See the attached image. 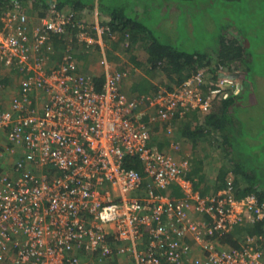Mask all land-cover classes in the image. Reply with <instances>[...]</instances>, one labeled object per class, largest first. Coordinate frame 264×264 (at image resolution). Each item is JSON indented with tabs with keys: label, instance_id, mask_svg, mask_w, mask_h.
Wrapping results in <instances>:
<instances>
[{
	"label": "built area",
	"instance_id": "1",
	"mask_svg": "<svg viewBox=\"0 0 264 264\" xmlns=\"http://www.w3.org/2000/svg\"><path fill=\"white\" fill-rule=\"evenodd\" d=\"M104 37L115 39L106 25L54 6L36 25L19 0L0 13V132L8 143L0 159L11 160L0 174V264H264L260 237L220 245L243 221L263 220L264 204L235 198L231 174L227 187L202 196L184 178L188 160L152 143L154 129L170 135L176 117L206 114L241 92L239 79L222 66L216 76L197 69L172 91L132 97L122 90L125 71L103 56L97 89L76 54ZM55 38L63 41L56 65ZM19 66L26 74L4 102L3 80ZM175 186L182 198L169 195Z\"/></svg>",
	"mask_w": 264,
	"mask_h": 264
},
{
	"label": "trees",
	"instance_id": "2",
	"mask_svg": "<svg viewBox=\"0 0 264 264\" xmlns=\"http://www.w3.org/2000/svg\"><path fill=\"white\" fill-rule=\"evenodd\" d=\"M9 1L10 0H0V13L6 9V5ZM19 1L25 3L28 0ZM39 1L43 4L42 7H44L45 13L49 9V5L53 3L48 2V0H37V2ZM205 1L206 8L200 11H205L207 24L209 23L211 28L215 26L219 27L216 32L217 35L214 34L215 31L212 35L214 53L211 55L208 52L196 50L187 51L183 47L186 41H190V39L195 40L196 31L198 30L195 24L197 13L201 14L196 8V11L193 10L194 12H192L190 8H192L193 4H198L197 2L205 3ZM90 2V0H57V2H55V9L60 10L69 7V11L74 13L75 18L78 12L89 7ZM100 2L103 7L101 8L102 12L109 16L107 27L110 33L115 36V40L117 39L112 43L113 49L122 46L125 53L131 54V61L137 66H140V64L136 62L135 55H132V53L141 51L145 61V75L152 76L153 72L156 73V71H160L164 75L165 81H163L162 84L164 85L165 91L176 89L183 80L197 69L207 70L210 74L214 75L219 66L224 67L226 65L230 66L232 63H238L239 65H244L246 71H250L251 74L252 72L260 74L258 71H253V61L250 60L253 59L252 56L251 58L243 56V50H248L249 46L247 38H245L246 40L244 42L239 41V44L237 40L227 37V28L232 27L238 31L242 28H239V26L236 29V26H229L228 22L225 21V23L220 22V25H223L220 26L218 25V18L214 15L219 8H227L228 6L235 8V4H240L241 0H163V3H156L155 0H128L129 5L126 11L124 9L115 8L110 4L106 5L102 0H99V3ZM246 8L247 6L245 5V10ZM126 12L129 14H126ZM152 16L155 19L153 25L144 24L143 18ZM180 18H183V21L181 22L182 24L178 26V20ZM161 21L165 22L171 28L162 29V27L159 26V22ZM198 24L199 29L203 27L200 23ZM66 29V42L70 39L73 41L75 33L74 28L69 26ZM165 31H169L170 33H165ZM253 36L254 32H249L247 37L254 38ZM104 39L108 41L107 37H104ZM57 41L59 45H62V40L55 38V42ZM182 47L184 49H182ZM57 63L58 62L55 61V65ZM241 72V70L237 69L230 70V72L228 71V73L234 75L236 79H241ZM93 79L97 89H99L102 85V76H93ZM130 86L131 91L136 94L135 96L147 95L150 93L155 94L160 91L157 85H152L150 79L146 77L139 83H130ZM244 91L243 89L237 94L231 93L225 99L214 102L209 114L201 118L200 122L197 121V116L199 115H197L195 110H190L176 117L179 122H182L181 126H183L182 128L184 130L181 134L183 137L187 136L188 140L206 142V138L209 134L210 137L218 134V138L221 139V143L218 144V147L224 155V166L226 167L218 171L215 179L205 182L208 184V188L204 185L205 177L201 173V164H197L195 161L190 162V159L184 157L188 160L189 166L190 164L195 166L192 167V170H190L188 166L187 170L184 172V178L192 183L195 182L196 189H199L200 194L204 196L207 193H216L227 187V178L231 174V187L235 198L241 199L242 197L253 195L258 204H264V184L260 181L263 180L264 176V154H261L259 151L258 153L256 152L257 154L255 155V152H253L255 157L251 164L246 158L240 159L239 156L240 145L237 138L242 128L238 129L237 121L240 124L241 121L236 114L238 106L235 105H237L238 101L241 99L240 96ZM191 118L197 121L194 129H190L192 124L190 123ZM166 136L168 135L161 136L158 135V132L154 133L152 137L155 141L154 147L158 151H168L171 149L172 144H176L179 148L175 152H179L180 144L175 142L169 145V142L164 139ZM260 148L261 147H259V150ZM3 151V148H0V152ZM247 156L251 157L252 154ZM129 166L132 165L129 164ZM133 167L139 171L141 170L139 165L135 164ZM254 167L258 168L260 172L258 175H260V178L251 175L252 172L250 169ZM236 177H240V179ZM243 235L260 237L262 238L260 241L263 242L264 219L257 221L253 225L241 223L221 237L220 242L226 244L231 249L237 248L242 243L241 240Z\"/></svg>",
	"mask_w": 264,
	"mask_h": 264
},
{
	"label": "rangeland",
	"instance_id": "3",
	"mask_svg": "<svg viewBox=\"0 0 264 264\" xmlns=\"http://www.w3.org/2000/svg\"><path fill=\"white\" fill-rule=\"evenodd\" d=\"M103 3L110 4L115 8L118 9H124L125 11L128 9V0H102ZM156 3H163V0H155ZM198 4H193L192 12L197 9L198 12H201V14L197 13V20H196V27L198 30L196 31V38L195 40L190 39V41H186L183 44V47L187 51H200V52H208L210 55L214 53V47H213V41H212V35L213 32L215 35H217V28L218 26H215L211 28V25L207 24V17L204 10L206 8V1L205 3L197 2ZM238 3V2H237ZM236 7L233 8L232 6H228L227 8H219L214 15L218 18V25H220V22L223 23L228 22L229 26H236V29H240V32L243 33L239 35L240 42H244L247 38L248 40V50H243V56L250 57L252 56L253 59H250L253 61V71H258L260 74H257L261 76V79L255 78L252 76L250 71H246L243 69L242 65H239L238 63H232L230 66L226 65L223 67L222 71L224 73L230 72V70H241L240 78L243 81L238 80L239 84L243 85V89L245 90L241 96L240 100L238 101L237 105L238 108L236 109V114L238 118L241 121V124L237 121L238 129L242 128V131L238 135L239 140V156L240 159H245L247 155H251L249 152H255V155L260 151L261 154H264V0H241L240 4H235ZM245 5L247 6L245 10ZM191 7V6H190ZM224 8V9H223ZM240 9V10H239ZM196 11V10H195ZM126 14H129L126 12ZM131 16V15H130ZM237 16V17H236ZM178 20V19H177ZM183 21V18L178 20V26H180ZM143 22L146 25H153L155 22V19L152 17L143 18ZM224 22V23H225ZM240 22V23H239ZM177 23V21H176ZM203 27H200L199 24ZM159 26L162 27V29L171 28L169 27L165 22L161 21L159 22ZM205 26V27H204ZM220 26H223L222 24ZM216 28V30H215ZM249 32H254V38L247 37L249 35ZM165 33H170L169 31H165ZM228 36L230 37H238L236 31H232ZM227 36V37H228ZM114 39V38H113ZM103 40V39H102ZM106 41L107 43V50L106 52L110 53L108 55V62L112 65L114 69H123L125 71L126 76L122 82V90L125 93H128V90L123 89V84L125 83V87H130V82H139L137 77L141 76L142 73L145 72V61L144 56L141 53V51H137L135 53H132V55H135L136 62L140 64V66H137L134 62L131 61V54L125 53L122 46L118 47L116 49H113L112 43L114 41ZM251 41V42H250ZM182 47V49H184ZM111 49V50H108ZM213 50V51H212ZM52 58L54 61L59 62L60 57L55 56L52 54ZM97 59L93 58L90 60V64L95 67L96 74H101L102 69L100 68L99 61L100 59L96 57ZM47 64H50V61H48ZM24 70V66H19L17 68H13L11 71L6 74L5 78L8 81H4L3 84L6 85L7 88H10V91H6L5 89L1 92L2 100L4 102H8V99L10 96L14 93L16 89L13 90V82L10 79V76H13L14 73L20 74ZM95 73V72H93ZM145 77L150 79V82L152 85H157V88L160 90H164V85L162 84L164 79V75L160 71L153 72L152 76ZM233 77V76H232ZM245 80V81H244ZM247 82V83H245ZM248 87V88H247ZM247 88V89H246ZM198 115V114H197ZM199 116H203V114H199ZM162 131V129H160ZM159 135V134H158ZM175 132L171 134L170 137H174ZM217 137H213L212 143H215L214 145L218 147V144L220 143L219 140H216ZM203 147H207V142L202 143ZM259 147L260 150H259ZM155 150V149H154ZM171 151H174L172 148ZM169 151V150H168ZM257 152V153H256ZM262 156V155H261ZM184 158V155H181V158ZM181 158H178L181 160ZM182 158V159H183ZM187 158H189L187 156ZM186 159V158H185ZM208 159V158H207ZM237 159V158H236ZM210 161V160H208ZM8 168V167H7ZM10 168V167H9ZM6 169V171L9 170ZM252 174L255 175L256 178H260V175H258L260 172L257 167L250 169ZM262 184H264V176L263 180H260ZM247 235H243L242 240ZM241 240V241H242ZM240 243V242H239Z\"/></svg>",
	"mask_w": 264,
	"mask_h": 264
},
{
	"label": "crops",
	"instance_id": "4",
	"mask_svg": "<svg viewBox=\"0 0 264 264\" xmlns=\"http://www.w3.org/2000/svg\"><path fill=\"white\" fill-rule=\"evenodd\" d=\"M89 1V0H88ZM90 5L89 7H87V9H84L80 12L77 13V17L81 20H83L86 24L92 26L94 24H105L107 22H109V16L106 13H103L101 8L102 4L101 2L99 3V0H90ZM48 2H53L51 3L49 6H54L55 7V2H57V0H48ZM25 6V11L26 14L29 17L30 22L33 25H36L37 23H42L43 17L45 16V11H44V7H42V3L39 1L37 2V0H28L27 2L23 3ZM70 8L69 7H65L63 9H60L62 11H68ZM89 9V10H88ZM94 10H96L97 14L96 16L93 15ZM101 11V12H100ZM72 12V11H71ZM232 31H236L237 32V36L238 37H230L228 36V38H233L234 40H237L238 42L240 41L239 39V35L241 34L240 31L235 30L234 28L230 27L227 28V34L229 35ZM117 40V39H116ZM114 40V42L116 41ZM110 42V41H109ZM240 44V42H239ZM60 46L57 42H54V48H55V56L58 55L59 53V49ZM107 43L105 41V39H103L102 41L100 40V42H97L94 44L93 48L91 50H81L78 53L77 56V62L79 64L80 69L82 70V72L87 73V74H94V75H100V74H96V69L94 66H92L90 64V60L98 57L100 60L101 58L104 56L106 58H108V55H110V53L106 52L107 48ZM106 48V50H105ZM111 50V49H108ZM245 59V58H244ZM99 65H100V61H99ZM243 66V69L246 70L245 66ZM101 68V67H100ZM95 72V73H93ZM26 72L22 71L20 74H16V72L14 73L13 76L10 77L11 81L13 82V84H15V86H13V90L16 89L19 85V82L21 81V79L25 76ZM252 76H254L255 78L261 79L262 77L255 74L254 72H252ZM145 78V72L141 74V76L137 77L138 81H142ZM4 81H8L10 82V80H7V78H5L3 80ZM245 81V80H244ZM136 82V83H139ZM132 84H136L135 82H130ZM247 83V82H245ZM5 85V84H4ZM10 86L9 88L6 87L5 85V90L6 91H10ZM248 88V87H247ZM246 88V89H247ZM123 89L124 90H128V92L130 93L131 96H135L136 94H134L131 91V86L130 87H125V83L123 84ZM211 111V110H210ZM201 118H204L202 116H197V121L200 122ZM193 121V122H192ZM194 121V119L191 118L190 123V129H194V126L196 125V122ZM182 122H179V120L176 121H172V127H173V132H175L174 137H170V135L164 137V139L169 142L168 144L170 145L171 143H179L180 144V151L179 152H175L172 151L174 157L177 159V157L181 158V155H184L185 157H189L187 159H190V162H197L201 164L202 166V174L205 177V181H204V185H206L208 187V184L205 183L206 181H212L213 179H215V177H217L218 171L225 167L224 164V158H223V154L221 153V150L219 147L215 146V143H212V139L213 137H217L216 140H219L221 143V139L218 138V134L214 135V136H207L206 138V142H202V143H206L207 147H203V144H200L199 140H197L196 142L188 140L187 136L183 137V135L181 134V132L184 130L181 126ZM165 134H161V136H163ZM176 140V141H175ZM152 142H155L154 140ZM194 142V143H193ZM7 140L6 137L4 136V134L2 132H0V148H4L5 146H7ZM155 145V143H154ZM153 145V146H154ZM252 156H247L246 159L248 160V162L251 164L253 158L255 157L253 155V152H251ZM208 158V159H207ZM222 158V159H221ZM179 161V159H177ZM210 160V161H208ZM10 163L11 160H8L6 158L4 159H0V174L4 173L6 171V169H8L10 167ZM228 165V164H226ZM189 166V165H188ZM8 167V168H7ZM190 170H192V167H195L194 165L190 164ZM226 168V167H225ZM10 169V168H9ZM238 179H240V177H236ZM237 179V180H238ZM187 180V179H186ZM189 181V180H187ZM192 185V188L195 192L200 193L199 189H196L195 187V182L192 183L191 181H189ZM243 183V182H242ZM209 188V187H208ZM168 193L172 198H182L184 196V194L182 193V190L179 186H175V187H170V189H168ZM209 193L205 194L208 195ZM204 195V196H205ZM243 224H247L245 221H243ZM240 241V240H239ZM145 246L146 245V240L143 239L141 241V244L139 246ZM220 245H224L225 248H230L228 247L226 244H220ZM192 250V254L195 257H199L202 253L199 254V251L197 249L196 246L193 245V247L191 248ZM202 257V256H201ZM115 259L112 260V262H114ZM126 261L125 257H117V259L115 260V264H124V262Z\"/></svg>",
	"mask_w": 264,
	"mask_h": 264
},
{
	"label": "clouds",
	"instance_id": "5",
	"mask_svg": "<svg viewBox=\"0 0 264 264\" xmlns=\"http://www.w3.org/2000/svg\"><path fill=\"white\" fill-rule=\"evenodd\" d=\"M108 23V22H107ZM107 23H105V24H103V25H106L107 26ZM108 40V39H107ZM115 40V39H114ZM114 40H110V41H114ZM60 48H61V46H60ZM60 50V49H59ZM78 53L79 52H77V54H76V59H77V56H78ZM53 55H55V51H54V54ZM58 56H59V53H58ZM107 59V58H106ZM51 60L52 61H54L53 60V58H52V56H51ZM107 61H108V59H107ZM109 63V62H108ZM223 67V66H222ZM117 69V68H116ZM121 70H123V69H121ZM208 73H210L209 71H208ZM192 74V73H191ZM227 74L228 75H231V76H234V75H232V74H230V73H228L227 72ZM91 75H93V76H100V75H94V74H91ZM211 75H213V74H211ZM217 75V72L214 74V76H216ZM235 77V76H234ZM103 78V77H102ZM242 80V79H241ZM103 81V80H102ZM184 81V80H183ZM243 81V80H242ZM16 91V90H15ZM130 95V94H129ZM131 96V95H130ZM133 97V96H132ZM212 107V106H211ZM211 110V109H210ZM210 110H209V112H210ZM209 112L208 113H206V114H209ZM196 113L199 115V114H201V113H199L198 111H196ZM206 114H203V116L202 117H204V116H206ZM157 130V129H156ZM156 130L154 129L153 131H152V137H153V135H154V133H156ZM158 131V130H157ZM161 135V134H160ZM152 141H153V138H152ZM153 144H154V142H152Z\"/></svg>",
	"mask_w": 264,
	"mask_h": 264
}]
</instances>
